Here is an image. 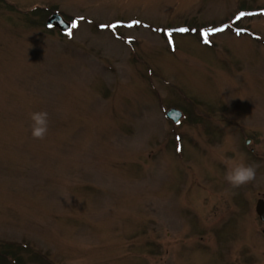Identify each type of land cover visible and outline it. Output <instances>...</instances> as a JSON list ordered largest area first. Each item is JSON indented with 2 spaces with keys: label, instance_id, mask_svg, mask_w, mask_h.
I'll return each mask as SVG.
<instances>
[{
  "label": "rangeland",
  "instance_id": "374dc122",
  "mask_svg": "<svg viewBox=\"0 0 264 264\" xmlns=\"http://www.w3.org/2000/svg\"><path fill=\"white\" fill-rule=\"evenodd\" d=\"M242 5L264 0H0V251L264 264V15L236 21ZM56 12L77 19L71 35L46 28ZM40 110L49 131L34 139ZM228 159L255 178L232 187Z\"/></svg>",
  "mask_w": 264,
  "mask_h": 264
},
{
  "label": "clouds",
  "instance_id": "9594fccd",
  "mask_svg": "<svg viewBox=\"0 0 264 264\" xmlns=\"http://www.w3.org/2000/svg\"><path fill=\"white\" fill-rule=\"evenodd\" d=\"M28 116L31 122V136L34 139H44L49 131V113L46 110L31 111ZM224 163L226 167L224 179L234 188L255 178V167L245 163L242 159H228Z\"/></svg>",
  "mask_w": 264,
  "mask_h": 264
},
{
  "label": "water",
  "instance_id": "95a60500",
  "mask_svg": "<svg viewBox=\"0 0 264 264\" xmlns=\"http://www.w3.org/2000/svg\"><path fill=\"white\" fill-rule=\"evenodd\" d=\"M47 26L49 28H58L63 33H68L71 29V25L67 23L59 14H53L47 21ZM166 117L173 121L175 124H179L183 118L182 112H180L177 109H170ZM250 141H247V144H249ZM256 212L258 216L261 218V220L264 222V200H259L256 205Z\"/></svg>",
  "mask_w": 264,
  "mask_h": 264
},
{
  "label": "trees",
  "instance_id": "16d2710c",
  "mask_svg": "<svg viewBox=\"0 0 264 264\" xmlns=\"http://www.w3.org/2000/svg\"><path fill=\"white\" fill-rule=\"evenodd\" d=\"M240 8L242 10H239V12L237 14L246 13L247 11L252 12V11L257 10L255 8H249V6H246V5H242V6H240ZM39 10L40 9H37V10L33 11V13L36 14V12H38ZM49 31L52 32L53 30H49ZM3 248L5 250L10 249V247H8V246H3ZM5 250L0 251V264H20L19 260L15 258L14 252L5 251ZM12 257H14L15 260H13Z\"/></svg>",
  "mask_w": 264,
  "mask_h": 264
},
{
  "label": "snow or ice",
  "instance_id": "6c2138e0",
  "mask_svg": "<svg viewBox=\"0 0 264 264\" xmlns=\"http://www.w3.org/2000/svg\"><path fill=\"white\" fill-rule=\"evenodd\" d=\"M240 15L242 16V15H244V14H243V13H241ZM179 31H181V32H187V31H188V29H180ZM69 35H71V33H69Z\"/></svg>",
  "mask_w": 264,
  "mask_h": 264
}]
</instances>
